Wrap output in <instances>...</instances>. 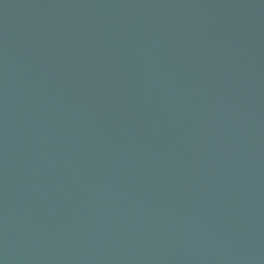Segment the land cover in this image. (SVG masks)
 <instances>
[{"label": "water", "instance_id": "95a60500", "mask_svg": "<svg viewBox=\"0 0 264 264\" xmlns=\"http://www.w3.org/2000/svg\"><path fill=\"white\" fill-rule=\"evenodd\" d=\"M0 264H264V0H0Z\"/></svg>", "mask_w": 264, "mask_h": 264}]
</instances>
